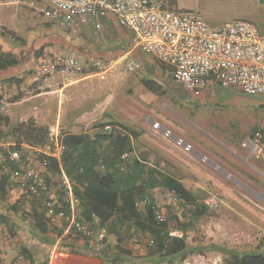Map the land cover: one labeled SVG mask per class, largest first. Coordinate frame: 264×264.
Returning <instances> with one entry per match:
<instances>
[{"label": "rangeland", "instance_id": "374dc122", "mask_svg": "<svg viewBox=\"0 0 264 264\" xmlns=\"http://www.w3.org/2000/svg\"><path fill=\"white\" fill-rule=\"evenodd\" d=\"M175 1L179 8L201 12L213 26L244 18L254 21L264 33V3L260 0ZM139 74L140 71H120L106 80L92 76L76 85L73 93L63 98L61 122L57 124V117L50 121L53 135L57 128L62 132L72 130L74 125L69 126L68 120L83 112H98L102 122L115 121L141 132L136 142L138 155L150 163H161L166 172L180 179L200 202L209 206L208 213L196 218L187 231L193 245L213 242L264 252V231L254 221V215L259 213V223L264 225V203L258 204L260 208L250 203L254 195L253 166L258 165L259 158L251 154L250 142L241 149H228L221 143L227 135L251 139L257 132L264 134V93L246 94L241 99L233 97L229 88L217 86L208 96L196 97L167 76L162 79L150 75L148 80L155 81L150 89ZM14 97L16 94L9 100ZM41 121L46 122L45 118ZM178 139L191 145V150L187 151ZM231 150L235 154L230 157L238 165L223 160ZM26 156L37 167L35 152L26 151ZM8 183L9 188L12 185L21 190L10 179ZM221 198L226 204L216 206ZM186 208L193 215V204L187 202ZM207 256L206 261H213L218 254L209 252Z\"/></svg>", "mask_w": 264, "mask_h": 264}, {"label": "built area", "instance_id": "2783aa9c", "mask_svg": "<svg viewBox=\"0 0 264 264\" xmlns=\"http://www.w3.org/2000/svg\"><path fill=\"white\" fill-rule=\"evenodd\" d=\"M47 1L51 7L50 17L61 18L73 27L113 13L119 25L130 32L132 47L169 65L171 78L187 90H194L199 81L213 79L248 95L264 93V35L252 20L234 18L213 26L200 13L167 8L166 0ZM139 66V61L128 55L83 64L73 55L46 53L33 73L34 82L27 93L32 96L50 90L53 76L68 82L83 76L106 80L111 74L133 72ZM7 102L0 86L1 111L6 110ZM178 143L187 151L192 148L182 139H178ZM260 143L261 136L257 134L251 146L257 156L263 150ZM12 145V142L0 140V166L10 181L20 187L23 197L28 201L40 200L51 217L64 221L66 239H94L99 232L81 220L79 201L70 179L64 175L59 187L52 185L29 159L23 157L21 150L12 149ZM37 149L60 160L63 156L62 131L57 128L52 143ZM140 205L156 208L159 222H164L169 213L183 221H189L192 216L185 198L164 186L145 195ZM64 237L57 243L59 249L66 247L61 248ZM134 242L140 243V239L135 238ZM53 256L62 259L59 250ZM0 264L4 263L0 260ZM204 264L221 262L215 259Z\"/></svg>", "mask_w": 264, "mask_h": 264}, {"label": "trees", "instance_id": "16d2710c", "mask_svg": "<svg viewBox=\"0 0 264 264\" xmlns=\"http://www.w3.org/2000/svg\"><path fill=\"white\" fill-rule=\"evenodd\" d=\"M18 64L19 59L14 54L0 51V71ZM145 84L153 89L155 81L146 80ZM41 120L29 117L12 123L0 109V140L12 142L11 148L21 150L24 158H27L26 151H34L37 168H42L40 171L52 185L59 187L64 175L70 179L79 201L81 220L100 233L94 239L82 238L85 246L99 248L106 263L196 264L201 260L194 261V258L206 260L207 254L214 252L221 264H264V252L261 251L229 248L213 242L193 245L188 240L187 231L196 218L208 213L209 206L200 202L180 179L138 155L136 142L141 132L122 123H115L107 135L63 131V156L58 160L37 149L50 145L53 140L51 124ZM8 182L9 176L5 173L6 193ZM161 186L193 204L195 210L189 221L169 215L164 222H159L156 208L140 205L145 195L153 194ZM60 193L64 195L62 191ZM33 203L30 208L24 205H13L12 208L17 212L24 210L31 216L41 234L49 237L50 232L56 231L60 235L62 232L57 231L38 209L37 204L44 208L41 201ZM135 238L140 239V243H135ZM46 240L51 242L49 238ZM65 246L67 250H77L75 244ZM142 260L154 263H140Z\"/></svg>", "mask_w": 264, "mask_h": 264}, {"label": "crops", "instance_id": "0c3cea01", "mask_svg": "<svg viewBox=\"0 0 264 264\" xmlns=\"http://www.w3.org/2000/svg\"><path fill=\"white\" fill-rule=\"evenodd\" d=\"M166 6L179 12L192 11L201 14L199 11L179 8L176 6L175 0H166ZM50 9L47 0H0V51L10 52L19 59L17 66L0 71V86L8 100L5 114L10 117L12 123L24 121L29 117L45 118L46 123H50L57 117V124H59L65 94L69 96L73 93L76 85L92 77L83 76L76 81L68 82L60 76H53L50 90L29 96L27 92L34 82L33 73L46 53L73 55L83 64L93 60L128 55L139 61L140 66L136 71H140L139 75L144 85H146L145 81L149 79L150 75L162 79L167 76L174 81L170 76L171 68L169 65L158 61L142 49L132 47L130 32L119 25L113 13L106 17L90 19L87 24H79L73 27L61 18H51ZM201 15L203 16V14ZM261 33L264 35L263 32ZM217 86L229 88L233 97L243 99V96H247L239 89L223 86L213 79L199 81L194 90L187 92H190L191 95L195 94L196 97L208 96L213 91L212 89ZM13 94H16L17 97L9 100ZM97 113L83 112L69 119L67 124L69 126L74 125L70 132L107 135L117 122L111 120L102 122ZM257 134L261 136L260 144L263 150L258 156L251 151L252 155L259 158L257 163L259 166L256 164L253 166L255 173L252 182L254 195L250 202L256 206L259 203H264V177H262L264 175L262 173L264 172L262 171V169L264 170V158H261L264 154V134L257 132L252 135L253 138L251 139L233 134L227 135L222 141L220 140L222 145L228 149H241L249 145V142L252 144ZM228 154H223L225 157L223 160H229L233 163L234 161L230 156L235 152L231 150ZM233 164L238 165L239 163L234 162ZM158 166L162 168L161 163ZM4 174L5 171L0 166V260L4 264H109L105 262L99 248L85 246L86 242L82 238L76 241L66 239L64 237V221L51 217L38 204V209L50 219L57 231L62 232L60 235L56 231L50 232L49 237L41 234L32 223L31 216L26 215L24 210L19 212L13 210V205L28 203L33 206L34 203L26 200L21 190L12 188V185L11 188L7 187L6 193ZM213 197L212 200H214ZM21 198L23 199L19 201ZM216 204L220 207L221 204H226V200L221 198L216 201ZM257 214L254 215L255 224L257 223L256 225L259 226V230L264 231V225L259 223L261 221L260 214ZM6 218L9 220L8 222ZM62 237H64V241H62L61 248L64 247L63 245L75 244L77 250L59 249L57 243ZM48 238L51 242H47L46 239ZM14 248H18V251ZM134 249L136 250V247ZM56 250H59L62 259L54 258L53 254ZM199 259L201 264L206 261L202 258H194V261ZM140 263L154 262L142 260Z\"/></svg>", "mask_w": 264, "mask_h": 264}, {"label": "water", "instance_id": "95a60500", "mask_svg": "<svg viewBox=\"0 0 264 264\" xmlns=\"http://www.w3.org/2000/svg\"><path fill=\"white\" fill-rule=\"evenodd\" d=\"M261 3H264V0H260Z\"/></svg>", "mask_w": 264, "mask_h": 264}]
</instances>
